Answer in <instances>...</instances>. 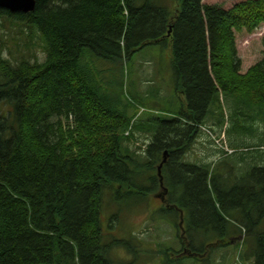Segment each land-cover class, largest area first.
Returning a JSON list of instances; mask_svg holds the SVG:
<instances>
[{
    "label": "trees",
    "instance_id": "16d2710c",
    "mask_svg": "<svg viewBox=\"0 0 264 264\" xmlns=\"http://www.w3.org/2000/svg\"><path fill=\"white\" fill-rule=\"evenodd\" d=\"M262 23L264 0H243L228 10L202 0H35L29 12L0 7L1 27L16 25L26 43L36 32L45 53L43 61L14 62L2 55L0 38V264H123L112 250L129 241L105 242L104 230L117 216L106 208L162 190L170 206L163 211L171 213L190 256L225 247L237 235L241 240L244 230L242 242L255 244L247 255L264 264V231L256 232L264 220V141L244 133L260 120L264 134V58L240 73L235 41L236 32L253 33ZM155 44L170 50L175 90L184 100L177 99V113L141 103L149 111L126 135L137 112L129 113L131 106L97 76L124 74V61ZM226 113L241 130L233 139L226 128L235 140L230 144L255 148L259 159L239 198L212 184L216 166L211 174L210 164L185 158L199 125L212 121L220 134ZM141 132L147 135L137 152ZM237 154L246 161L248 153ZM200 227L220 237L197 247L198 236L190 239L189 231ZM183 253L170 248L162 254L168 264L187 257Z\"/></svg>",
    "mask_w": 264,
    "mask_h": 264
},
{
    "label": "rangeland",
    "instance_id": "374dc122",
    "mask_svg": "<svg viewBox=\"0 0 264 264\" xmlns=\"http://www.w3.org/2000/svg\"><path fill=\"white\" fill-rule=\"evenodd\" d=\"M243 0H204L207 4H217L224 9L231 8L234 4ZM236 46L238 55L241 58L240 73H246L248 69L255 65L258 61L264 58V24L255 30L253 33L246 31H240L236 34ZM3 37L4 45L2 47V55L8 57L14 62L20 61L22 57H28L34 61L36 58L43 61L45 59V53L43 50V43L39 37V34L34 33L32 41L26 43V40L22 35L17 33V26L10 24V29L2 28L0 25V38ZM19 43V44H17ZM163 45L147 46L138 53H136L126 64L123 65L124 74L120 75V72H111L103 70V76H100V82L109 90L110 93L115 95L119 94L122 103H127L131 107L129 113L133 111L138 112L141 103L145 105L154 106L159 109L170 108L171 110H178L181 107V103L177 105V99H180L179 94L176 92V76L173 72L171 63L165 64L167 61L168 51ZM99 64L103 65V68H109L112 66L105 60H97ZM107 63V64H106ZM112 75L111 79L107 76ZM113 80V81H112ZM180 97H182L180 93ZM222 98V95H221ZM157 109L158 111H160ZM175 112V111H173ZM227 113L225 115L226 123ZM209 123H212L209 122ZM230 134L233 139H238L241 130L237 127L231 126ZM198 127V132L204 131L205 128ZM262 122L256 121L253 125L251 132L244 131L250 138L256 142L264 141V134ZM149 133V132H148ZM129 135V133H125ZM141 141H138L140 145L138 151H141L146 140L147 133L141 132ZM148 139L150 133L148 134ZM228 139L226 135L222 139L221 147H229L233 150L231 157L220 155L216 156L217 150L213 146L214 140L208 135H199L196 142L192 145L191 150L188 152V162L196 164H210L211 174L215 168L212 184H216L231 197L235 196L239 198V195L245 190H249L246 185V179L250 168L255 166L259 161L256 159L258 153L253 147L239 146L236 150L230 144L233 143ZM247 138V139H249ZM245 139V138H244ZM246 139V142L248 141ZM242 139L238 140L241 141ZM243 142H245L243 140ZM264 148V147H261ZM246 152L245 162H239V154L236 153ZM252 154V156H251ZM215 156V157H214ZM225 158L223 163L218 166L219 162ZM218 166V167H217ZM233 168L228 169L227 167ZM211 185V184H210ZM133 201L134 198L130 197ZM232 199V198H231ZM164 208L169 209L170 206L164 200L163 192L149 194L146 201H135V204H129L128 200H116L110 207L106 208V212L110 215L116 214L114 220H111L109 227L104 230L105 242H111L113 239L122 238L129 241V244L122 247H114L112 250V257L115 261L123 264H167L165 261L166 256L162 253L166 249L173 248L175 250H182V242L177 235V230L172 223L171 213L163 211ZM109 215V214H108ZM109 215V216H110ZM257 214H254V217ZM183 216V215H182ZM227 218L234 223L235 216L231 213ZM147 220V221H146ZM182 218L180 221L179 234L182 235L185 232ZM199 221V220H198ZM185 227V225H184ZM193 229V228H192ZM200 227L198 233L194 230L189 231V238L198 236L195 244L197 247L202 248L204 241L209 238L220 237L218 231H205ZM264 231V220L256 229V232ZM135 236V237H133ZM238 236V235H237ZM233 237L232 242L225 247L214 248L209 254H205L203 257H185L180 261H171L168 264H256L254 258H249L248 252L252 251L255 244L252 247L251 242H242L246 233L242 230L241 240L238 237ZM249 236V235H248ZM253 235L250 234V237ZM220 239V238H219ZM237 240V241H236ZM188 241V239H187ZM215 241V240H214ZM214 243V242H212ZM206 253L203 252V254ZM172 255V253L170 254ZM184 255V254H181ZM174 256V255H173ZM166 262V263H165Z\"/></svg>",
    "mask_w": 264,
    "mask_h": 264
},
{
    "label": "water",
    "instance_id": "95a60500",
    "mask_svg": "<svg viewBox=\"0 0 264 264\" xmlns=\"http://www.w3.org/2000/svg\"><path fill=\"white\" fill-rule=\"evenodd\" d=\"M34 5V0H0V7H4L12 11L28 12L34 9Z\"/></svg>",
    "mask_w": 264,
    "mask_h": 264
},
{
    "label": "crops",
    "instance_id": "0c3cea01",
    "mask_svg": "<svg viewBox=\"0 0 264 264\" xmlns=\"http://www.w3.org/2000/svg\"><path fill=\"white\" fill-rule=\"evenodd\" d=\"M179 110H175V113H177Z\"/></svg>",
    "mask_w": 264,
    "mask_h": 264
},
{
    "label": "bare ground",
    "instance_id": "6f19581e",
    "mask_svg": "<svg viewBox=\"0 0 264 264\" xmlns=\"http://www.w3.org/2000/svg\"><path fill=\"white\" fill-rule=\"evenodd\" d=\"M200 126V125H199ZM201 127H203V125L201 126ZM204 128V127H203Z\"/></svg>",
    "mask_w": 264,
    "mask_h": 264
}]
</instances>
